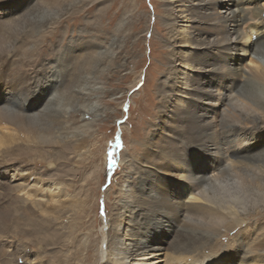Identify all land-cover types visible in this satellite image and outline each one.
Returning a JSON list of instances; mask_svg holds the SVG:
<instances>
[{
  "label": "bare ground",
  "instance_id": "1",
  "mask_svg": "<svg viewBox=\"0 0 264 264\" xmlns=\"http://www.w3.org/2000/svg\"><path fill=\"white\" fill-rule=\"evenodd\" d=\"M163 1L171 72L157 92L171 130L151 146L148 159L142 155L130 161L124 154V162L134 167L127 178H134L138 191L120 199L122 210L108 224L98 264H264V249L253 247L255 226L248 224L250 215L264 212V0ZM0 14L6 18L0 22V54L6 44L8 58L20 36L29 38L24 54L12 56L23 65L35 62L31 49L38 53V37L44 38L62 13L42 0H0ZM102 54H81L82 69L76 66L65 83L59 65L41 91L32 87L27 95L14 89L1 94L0 148L8 149L5 155L24 151L21 143L42 149L47 135L74 137L93 129L99 114L90 102L99 75L108 69L98 58ZM248 56L254 67L243 64ZM78 113L82 124L68 132L75 121L69 117ZM17 115L21 122L15 121ZM237 151L244 155L236 158ZM153 172L171 182L173 190L147 188ZM15 179L0 177V187L12 188ZM124 189L130 190L128 185ZM237 228L243 238L212 249Z\"/></svg>",
  "mask_w": 264,
  "mask_h": 264
},
{
  "label": "rangeland",
  "instance_id": "2",
  "mask_svg": "<svg viewBox=\"0 0 264 264\" xmlns=\"http://www.w3.org/2000/svg\"><path fill=\"white\" fill-rule=\"evenodd\" d=\"M42 3L61 11V18L51 24L44 38L38 37L41 46L38 53L37 48L29 53L37 56L33 64L22 65L21 58L13 60L15 54L26 51L27 35L18 38L15 54L8 58L5 56L8 47L6 44L2 47L0 64H7L3 65L0 96L6 89L17 93L21 90L25 95L33 92L32 87L41 91L45 79L59 65L65 83L76 66L77 70L82 69L85 55L81 54L89 50L103 52L98 58L108 69L95 84L96 94L90 104L96 105L99 115L89 133L83 130L81 135L70 134L62 139L47 135L41 141L42 149L30 150L21 143L24 151L13 149L9 156L5 155L7 148H0V177L17 178L12 188L0 187V216L3 215L0 264L9 261L98 264L100 251L108 240V224L122 210L120 199L138 191L134 178H127L134 173L131 159L137 160L142 155L148 159L151 146L162 133L171 130V124L164 122L169 120V112L162 111L158 97L159 82L171 72L165 2L42 0ZM65 7L68 9L64 10ZM3 17L0 14V22L6 19ZM251 36L256 40V33ZM251 59L248 56L243 64L254 67ZM79 117L80 113L69 117L75 121L68 132L82 124ZM20 118L14 117L18 122ZM4 138L7 144L11 143L10 136ZM238 153L236 158L244 155ZM124 154L131 164L124 162ZM150 175L153 176L147 182L152 184H145L147 188L171 192V182L162 179L164 176L157 178L154 172ZM125 185L129 191H125ZM248 224L255 226L253 247L264 249V212L250 215ZM242 233L237 228L212 245V249L219 251L236 238H243Z\"/></svg>",
  "mask_w": 264,
  "mask_h": 264
}]
</instances>
